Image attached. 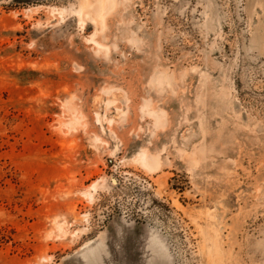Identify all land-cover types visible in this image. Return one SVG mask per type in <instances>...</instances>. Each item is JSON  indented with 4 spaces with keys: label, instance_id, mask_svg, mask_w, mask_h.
<instances>
[{
    "label": "rangeland",
    "instance_id": "obj_1",
    "mask_svg": "<svg viewBox=\"0 0 264 264\" xmlns=\"http://www.w3.org/2000/svg\"><path fill=\"white\" fill-rule=\"evenodd\" d=\"M0 264H264V0H0Z\"/></svg>",
    "mask_w": 264,
    "mask_h": 264
},
{
    "label": "bare ground",
    "instance_id": "obj_2",
    "mask_svg": "<svg viewBox=\"0 0 264 264\" xmlns=\"http://www.w3.org/2000/svg\"><path fill=\"white\" fill-rule=\"evenodd\" d=\"M83 6H84V4L80 6V10H82V9L84 10ZM83 10H82V11H83ZM103 11H105V9H103ZM101 16H102V15H101ZM154 113H155V112H154ZM142 157H144V156H142ZM141 160L144 161L143 158H142ZM145 164H146V163H145Z\"/></svg>",
    "mask_w": 264,
    "mask_h": 264
}]
</instances>
